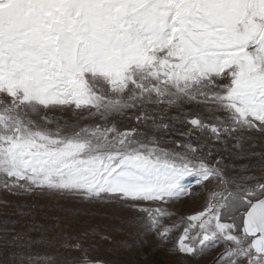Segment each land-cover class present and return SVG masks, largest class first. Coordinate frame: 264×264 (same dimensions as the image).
<instances>
[{"label":"snow or ice","instance_id":"1","mask_svg":"<svg viewBox=\"0 0 264 264\" xmlns=\"http://www.w3.org/2000/svg\"><path fill=\"white\" fill-rule=\"evenodd\" d=\"M127 114L136 126L110 119ZM176 123L188 131L168 141ZM256 134L264 0H0V191L110 203L161 243L178 230L181 264L216 248L214 264H264V167L229 176L216 151L245 159ZM213 181L203 210L173 220Z\"/></svg>","mask_w":264,"mask_h":264},{"label":"rangeland","instance_id":"2","mask_svg":"<svg viewBox=\"0 0 264 264\" xmlns=\"http://www.w3.org/2000/svg\"><path fill=\"white\" fill-rule=\"evenodd\" d=\"M192 111L191 106L183 108L185 113ZM168 114L176 117L179 111L169 110ZM130 115L110 119L121 129L131 128L136 126V121L134 116L129 118ZM80 123L93 121L81 120ZM187 131L186 125L176 123L166 139L179 141L184 139L181 133ZM262 145L264 138L256 134L246 142L247 158L233 159L224 150V145L217 147V158L223 157L229 176L238 174L235 169H240L242 173L245 166L255 170L248 174L259 175L264 161L259 155L251 156V153L264 152ZM214 188L215 181L207 188L193 186V191L197 193L195 196L186 197L172 206L175 212L173 220L203 210ZM131 220V213L110 203L90 204L78 198L62 196L17 197L0 191V264H21V261L29 264L27 257H32L31 264H47L45 256L56 257L59 264H78L85 253L67 246L76 243L83 245L87 249V256L97 264H181V258L170 251L180 235L178 230L171 233V242L161 243L155 232L148 231L140 222L130 226ZM12 226L14 232L10 230ZM15 233L21 234L23 245L13 240ZM221 250L212 249L203 257L189 259L183 264H214Z\"/></svg>","mask_w":264,"mask_h":264}]
</instances>
